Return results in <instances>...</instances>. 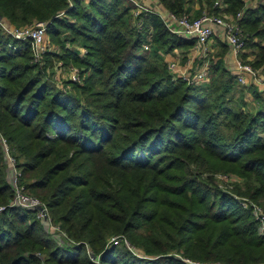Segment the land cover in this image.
<instances>
[{"label": "trees", "instance_id": "obj_1", "mask_svg": "<svg viewBox=\"0 0 264 264\" xmlns=\"http://www.w3.org/2000/svg\"><path fill=\"white\" fill-rule=\"evenodd\" d=\"M157 1L176 14L218 9ZM220 3L241 11L240 58L264 77V0ZM130 8L0 0V19L45 23L50 45L34 61L0 28V264H264V91L238 84L223 40L205 81L173 76L165 57L183 63L195 40ZM1 140L23 193L63 236L11 204Z\"/></svg>", "mask_w": 264, "mask_h": 264}, {"label": "built area", "instance_id": "obj_2", "mask_svg": "<svg viewBox=\"0 0 264 264\" xmlns=\"http://www.w3.org/2000/svg\"><path fill=\"white\" fill-rule=\"evenodd\" d=\"M68 2L69 4L71 3L70 0H68ZM130 2L132 3V8H134L132 13L134 18H136L140 13H145V11L150 10L145 5H143L144 3L142 2V4L136 0H131ZM219 4L221 5L220 0H214L215 6ZM155 11L158 12L159 17L171 33L183 38H193L195 40L194 50H192L194 51L192 53V58L194 59V57L197 56L201 61V63H199V68L195 72L191 73V59H187L185 62H183L184 64L182 66H179L177 59L174 57L167 59V70L173 76L184 79L188 83H199L200 81L202 82L207 79V56L209 54V51L207 50V43L215 29H219L222 40L228 46L232 74L235 76L238 84L245 85L247 83H252L257 88L263 89L264 91V77L258 72L254 71L249 64L244 63L240 58L243 42L241 39L240 28L236 23V20L239 19L241 11H237L234 17L230 15L229 18L224 15L225 13H223L222 17L221 14H216L215 12H206L202 13L195 19L188 18L183 13L176 14L172 11L161 8ZM159 12L163 14L161 15ZM0 28L15 40L27 41L34 61L39 60L41 54L45 50L50 49L49 46L45 44L46 24L43 22H32L27 26L14 28L6 24L4 20L0 19ZM146 47L147 45L143 46L144 49H146ZM56 65L60 66V64ZM55 68L58 69L57 67ZM58 74L59 71L56 72L57 77ZM67 76L70 78V80L75 81L77 79L76 70L70 68ZM1 142L6 154V160L9 162L10 172L12 170L9 182L14 189V199L11 204L18 205L29 210H34L36 218L40 219L41 221H49L47 218L48 215L46 208L40 203V201L26 196L23 193L22 188L18 184L20 173L14 167L13 159L7 155V147L4 141L1 140ZM1 210H3V207H0V211ZM258 218L260 221L262 220L261 217Z\"/></svg>", "mask_w": 264, "mask_h": 264}, {"label": "rangeland", "instance_id": "obj_3", "mask_svg": "<svg viewBox=\"0 0 264 264\" xmlns=\"http://www.w3.org/2000/svg\"><path fill=\"white\" fill-rule=\"evenodd\" d=\"M71 1V0H70ZM124 1V0H123ZM131 0H125V2L127 3H129V6L131 7L130 8V13H131V15H132V13H133V11H134V8H132V3L130 2ZM136 1H138V2H142L141 0H136ZM142 3H144V2H142ZM141 3V4H142ZM156 4H158V1L156 2ZM143 5H145L147 8H149L150 10L149 11H153V10H158L159 9V7L158 6H155V8H153L152 7V5L151 4H149V3H144ZM213 6L214 7H217L218 9L216 10V11H214L216 14H221L222 15V17H223V13H221L220 11H221V5L219 4V5H217V6H215L214 5V1H213ZM223 6V5H222ZM191 10V9H190ZM185 11L186 13H184L183 12V14H185L186 15V17H188V18H193V19H195V18H197V17H199V15H201L202 13H206V9H203V10H201L200 11V13L198 14V15H193V14H191L192 13V11ZM145 12H148V11H145ZM219 12V13H218ZM159 13H161V12H159ZM163 13H161V15H162ZM182 14V13H181ZM224 15H226V17L227 18H229L230 17V14L229 13H225ZM132 18H134L133 17V15H132ZM148 34H150V31H149V33ZM209 41V40H208ZM45 44H47L48 46H49V48H50V45L48 44V42H47V37L45 36ZM144 45H146V44H144ZM213 49L214 48H212V47H210L209 45H208V43H207V50L209 51V55H210V53L213 51ZM192 50H194V46H193V48H191L187 53H186V58H185V60H184V62L187 60V59H191L192 60V64H191V66H190V69H191V73H193V72H195L198 68H199V66H200V64H197V61L195 62L194 60H193V58H192V53L194 52V51H192ZM171 57H174V58H176L177 59V62H178V64H179V66H182L184 63H181L179 60H180V55L178 54V53H176V54H173V55H171V54H168L165 58H167V59H169V58H171ZM198 62L199 63H201V61H200V59L198 60ZM57 64H60L59 62H57ZM63 69H65V68H63ZM63 69L61 70V71H63ZM68 73V72H67ZM66 73V74H67ZM55 78H57V75L55 74ZM201 82V81H200ZM259 90H263V89H259ZM243 100L245 101V103H246V107L249 109V110H253V108H254V106H255V103H254V101L252 100V97H250L249 96V94L248 93H245L244 95H243ZM11 173H12V170H11V172H9V174H8V178H10L11 177ZM20 186V185H19ZM222 186V185H221ZM21 187V186H20ZM22 188V187H21ZM48 218V220L49 221H46V220H42L41 222H46L48 225H49V227L54 231V232H58L61 236H63L64 234L63 233H61L59 230H58V228L56 227V226H53L52 224H51V221H50V218L49 217H47Z\"/></svg>", "mask_w": 264, "mask_h": 264}, {"label": "crops", "instance_id": "obj_4", "mask_svg": "<svg viewBox=\"0 0 264 264\" xmlns=\"http://www.w3.org/2000/svg\"><path fill=\"white\" fill-rule=\"evenodd\" d=\"M142 2L144 3H149L152 5V7H155L157 6L156 2L157 0H141ZM219 41H222V37H221V34L219 32V29H215V31L213 32L211 38L209 39L208 41V45L212 48H216V45ZM213 49V50H214ZM231 67V66H230Z\"/></svg>", "mask_w": 264, "mask_h": 264}]
</instances>
